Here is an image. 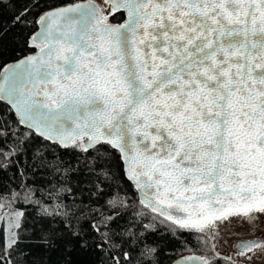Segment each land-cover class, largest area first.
<instances>
[{"label":"snow or ice","instance_id":"6c2138e0","mask_svg":"<svg viewBox=\"0 0 264 264\" xmlns=\"http://www.w3.org/2000/svg\"><path fill=\"white\" fill-rule=\"evenodd\" d=\"M104 3L0 0V207L37 209L5 214L0 264H159L148 235L165 221L204 253L174 264H252L264 253V0ZM117 173L133 196L102 200ZM73 182L87 201L63 202ZM234 223L254 238L225 256Z\"/></svg>","mask_w":264,"mask_h":264},{"label":"trees","instance_id":"16d2710c","mask_svg":"<svg viewBox=\"0 0 264 264\" xmlns=\"http://www.w3.org/2000/svg\"><path fill=\"white\" fill-rule=\"evenodd\" d=\"M78 1L80 0H75V2ZM41 2L45 4H51L52 6H57L62 2V0H41ZM123 19L124 17L122 12H116L113 16L109 17L110 22L115 23L121 22ZM6 43L11 44L9 38H6ZM23 54H27V52L25 51ZM9 175H11V173H9ZM16 183H18V181L10 183L8 185V190H5L2 194L4 196H10L9 190L15 188ZM37 183H39V181ZM71 186L74 188V195L65 194L67 196V198L63 201L65 204L71 205L73 203L74 197L77 203H79L81 199L87 201L88 193L86 191H82L81 188H77L75 186V182H73ZM125 194L130 197L133 196L132 187L129 182L123 178L122 174L117 173V178L113 179L109 184L105 186L104 196L102 197V200H106L112 196L124 197ZM37 196H39V193H37ZM94 199L95 198H93V200ZM4 206L8 210H12V208H15L24 211L29 220H31L37 210L34 204L27 203L23 200V198H21L11 207L6 202L4 203ZM149 215H151V213H149ZM147 222L148 221L146 220L145 223ZM169 227H171L170 222L165 221L157 225V230L154 233H150L148 235V242L150 244H154V246L158 249V255L156 259L159 261V264H169L173 259L177 257L201 254L202 251L200 249L199 243L197 242V237L195 234L179 232L176 236H173L172 233L168 231ZM0 236H3L1 231Z\"/></svg>","mask_w":264,"mask_h":264},{"label":"flooded vegetation","instance_id":"af4514ba","mask_svg":"<svg viewBox=\"0 0 264 264\" xmlns=\"http://www.w3.org/2000/svg\"><path fill=\"white\" fill-rule=\"evenodd\" d=\"M255 234L264 236V219H262L261 222L257 225ZM221 235L223 239L219 241L216 250L225 256L233 254L234 249L232 245L234 243L238 242L239 240H247V239L254 238L253 234H251L250 227L247 224L243 225V227L235 223L231 224L227 228L224 229ZM203 254L204 253L201 252L200 255H203ZM220 264H224V262L221 261ZM252 264H264V253H259L254 258Z\"/></svg>","mask_w":264,"mask_h":264},{"label":"rangeland","instance_id":"374dc122","mask_svg":"<svg viewBox=\"0 0 264 264\" xmlns=\"http://www.w3.org/2000/svg\"><path fill=\"white\" fill-rule=\"evenodd\" d=\"M94 2L100 5L106 11L109 10V5L104 3V0H94ZM11 210H8L4 205L0 207V231L4 235L7 227H8V217L5 215ZM227 223V222H225Z\"/></svg>","mask_w":264,"mask_h":264},{"label":"water","instance_id":"95a60500","mask_svg":"<svg viewBox=\"0 0 264 264\" xmlns=\"http://www.w3.org/2000/svg\"><path fill=\"white\" fill-rule=\"evenodd\" d=\"M78 2H84V0H80V1H78ZM109 10L111 11V9H110V7H109ZM122 14H123V17H124V19H125V14L122 12ZM123 19V20H124ZM123 20L121 21V22H117V23H115V22H111V23H113V24H119V23H122L123 22ZM196 255V254H195ZM182 257H177V258H175V259H173L169 264H174V262L175 261H178V260H180Z\"/></svg>","mask_w":264,"mask_h":264}]
</instances>
